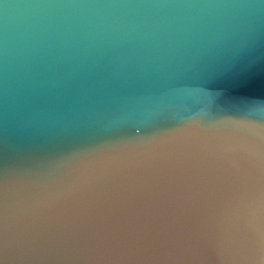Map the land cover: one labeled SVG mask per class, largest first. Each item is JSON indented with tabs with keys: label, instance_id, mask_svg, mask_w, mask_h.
<instances>
[{
	"label": "water",
	"instance_id": "1",
	"mask_svg": "<svg viewBox=\"0 0 264 264\" xmlns=\"http://www.w3.org/2000/svg\"><path fill=\"white\" fill-rule=\"evenodd\" d=\"M264 263V0H0V264Z\"/></svg>",
	"mask_w": 264,
	"mask_h": 264
},
{
	"label": "bare ground",
	"instance_id": "2",
	"mask_svg": "<svg viewBox=\"0 0 264 264\" xmlns=\"http://www.w3.org/2000/svg\"><path fill=\"white\" fill-rule=\"evenodd\" d=\"M261 264H263V263H261Z\"/></svg>",
	"mask_w": 264,
	"mask_h": 264
},
{
	"label": "rangeland",
	"instance_id": "3",
	"mask_svg": "<svg viewBox=\"0 0 264 264\" xmlns=\"http://www.w3.org/2000/svg\"><path fill=\"white\" fill-rule=\"evenodd\" d=\"M264 264V263H263Z\"/></svg>",
	"mask_w": 264,
	"mask_h": 264
}]
</instances>
